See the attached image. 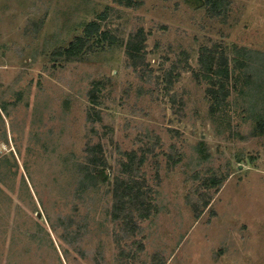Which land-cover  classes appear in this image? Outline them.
I'll return each instance as SVG.
<instances>
[{"label": "rangeland", "instance_id": "obj_1", "mask_svg": "<svg viewBox=\"0 0 264 264\" xmlns=\"http://www.w3.org/2000/svg\"><path fill=\"white\" fill-rule=\"evenodd\" d=\"M202 47L230 77L204 76ZM263 120L264 0H0V264H264ZM134 152L152 208L129 229L112 211Z\"/></svg>", "mask_w": 264, "mask_h": 264}, {"label": "trees", "instance_id": "obj_2", "mask_svg": "<svg viewBox=\"0 0 264 264\" xmlns=\"http://www.w3.org/2000/svg\"><path fill=\"white\" fill-rule=\"evenodd\" d=\"M209 4L213 8H221L224 4V0H208ZM101 28V24L98 21H91L85 27V35H79L76 37L74 41L71 42L70 46L67 47L64 51L68 55L72 54H79L81 51L84 50L86 46L90 43L92 35L94 32L99 31ZM104 38H109L110 35L107 31L102 33ZM134 37H139L138 40H134L132 36L128 39L126 43V52L129 54L130 58L132 59V63L142 64L145 63L146 57L144 52V41L145 35L143 31H138ZM91 47H89L90 49ZM241 49L236 52V56L231 59L236 61L240 58L241 54H244L246 51ZM215 50L209 47H202L200 60L203 61V74L204 76H212L218 75L223 76L225 75L226 78L230 77V58L224 55L216 56ZM249 55V52L246 53ZM169 82H173V75L169 71ZM223 82V81H222ZM98 86H94L91 91L89 92V97L91 100V104L88 109L87 119L89 121H96L102 119V112L99 108L96 107L98 103ZM229 90L226 89L225 83H221L217 88L212 89V96L216 99L218 104H222L225 102ZM264 124V120L261 121ZM260 123L259 127L261 130H264L263 124ZM91 149V148H90ZM99 152H102V149H99ZM130 156L129 161L124 162L123 171L126 176H117L114 181V196L115 201L113 204V218L117 220L124 221L125 228H133V222L136 223L134 215L137 213L140 217L148 216L149 209L152 208V204L147 198L146 191L141 186L140 182L136 178L137 174V167L144 164L147 160L146 155L137 156L136 152L128 154ZM103 155H92L88 158L90 164L93 166H97L99 163H104V159L102 158ZM83 177V178H82ZM79 181L78 192H82L87 188V185L93 182L97 177L96 175H87L82 176ZM88 182H87V181ZM74 223L73 219H69V223L67 226L72 225ZM70 228V227H69ZM68 229V228H66ZM81 229H77L79 231ZM76 233L71 231V236L69 237V242L74 243L76 241Z\"/></svg>", "mask_w": 264, "mask_h": 264}]
</instances>
